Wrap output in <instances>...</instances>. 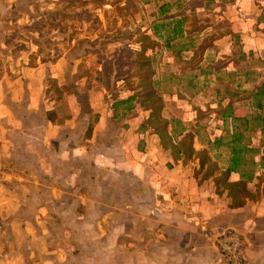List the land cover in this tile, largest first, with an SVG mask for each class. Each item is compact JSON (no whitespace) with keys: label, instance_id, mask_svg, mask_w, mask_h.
Here are the masks:
<instances>
[{"label":"rangeland","instance_id":"1","mask_svg":"<svg viewBox=\"0 0 264 264\" xmlns=\"http://www.w3.org/2000/svg\"><path fill=\"white\" fill-rule=\"evenodd\" d=\"M220 1L226 0H14L0 24L16 54L20 97L11 106L16 128L8 132L15 148L2 184L18 201L16 216L0 217V264H175V255H186L189 264H207L204 243L189 252L188 238L177 228L181 224L203 234L204 218L173 204L175 188L168 184L164 195L151 177L155 171L161 175L157 178L171 174L166 175L165 152L150 140L154 132L140 125L149 110L139 102L143 68H138L137 39L156 24L158 47L146 53L164 116L176 115L172 103L176 107L178 98L199 105L211 95L251 96L248 85H221L215 92L191 70L199 64L220 68L229 61L223 53L202 60L213 36L187 34L215 21L220 9L212 2ZM213 28L219 32L212 25L203 34ZM233 37L239 70L253 77V66L260 62L242 54L238 36ZM171 49L177 51L174 60ZM234 121L240 142L251 145L243 151L241 166L264 172V164L254 161L257 141L251 142L258 120ZM216 123L213 110L204 109L187 126L205 141L218 132ZM212 156L226 163V145L219 144ZM247 184L255 190L253 182Z\"/></svg>","mask_w":264,"mask_h":264},{"label":"crops","instance_id":"2","mask_svg":"<svg viewBox=\"0 0 264 264\" xmlns=\"http://www.w3.org/2000/svg\"><path fill=\"white\" fill-rule=\"evenodd\" d=\"M13 3L14 0H0V24H4L6 18L12 12ZM212 4L215 9H220V12L215 14L217 15L215 21L210 19L208 22L210 24H208L206 28H203L199 32L195 30L187 34L192 36L200 35L201 38H205L208 34L213 36V45L203 50L202 60L209 58L210 55L223 53L224 57L227 56L229 61L220 68L211 65H208L209 67L202 64L195 65L193 66L194 68H191L193 74L196 75L194 78L198 80L201 76V78L206 79L202 81H206L210 83V86L215 87V92H217L216 89L221 85H223L224 88H229L233 85L236 87L248 85L253 88V95L247 97L237 96L235 98H232L230 93H226L222 96L220 95L219 97L211 95L206 102L199 103V105H193L191 102L187 101L184 103L181 98H178L176 107V103H172V107L176 110V115H166V117L172 121L171 124H169V128L175 130V135L177 137H180L186 130L193 131L194 147L196 149H208L211 158L217 162L220 168H224L228 164L231 149L225 144L228 156L226 163L221 165L212 156V152L217 148V146H214L213 140L219 136H222L225 140L233 131H237L242 135V133L236 129L235 121L232 117L233 115L247 117V121L242 120L244 123L250 120H258V124L254 127L255 135L251 136V142H254V139L257 141L259 149L254 155V161L257 162V165L262 166L264 164V121L259 117L264 116V0H226L220 1L219 3L212 2ZM200 7L203 8V6ZM211 22L212 25H218L219 32L214 33V29L217 28H213L212 32L203 34L207 27L211 28ZM2 29L3 27L0 26V201H4V203L0 206V217L5 219L8 216H16V201H18L16 193L4 189L2 178L4 176L3 172L8 156L11 154L12 149L14 150L15 148L13 144L14 139L8 132V129L12 130L16 128V114L14 113V109H11V106L16 105V100L20 97L16 94V54L13 53V46L10 47L7 45L9 42L6 40V33ZM147 33L156 41H160L159 31L157 35L153 33L152 29H149ZM233 33L238 36L242 54L254 60L258 59L260 62L255 63L253 66L254 70H256L253 77L245 78V74H242V71L239 70V64H237L235 56L233 55L234 46L232 41L235 37H233ZM182 34H186L185 29L182 31ZM196 46L197 45L189 50V56L195 53ZM157 47L158 46H156L154 50L157 49ZM169 47L170 43L167 40L166 48ZM170 53L174 60L177 51L171 49ZM23 67L29 68L32 66L25 63ZM225 72L226 76H224ZM227 76H230V78L226 79L225 77ZM234 77L236 78L235 80ZM239 77H241V79H238ZM246 82L248 83L246 84ZM228 105L229 107L226 108ZM204 109L213 110V114H215L217 119L214 129L218 132L209 134V139L202 141L198 139L199 131L195 132L187 125L190 123L194 124L198 119V114ZM70 119V116L67 117L66 122ZM5 122L7 123V129L5 127ZM177 125H179V127H177ZM150 140L153 142L156 149L159 147L165 152L166 164L172 162L171 166L167 164L168 167L166 169L167 177L171 174L169 179L163 177L157 178V176H161L159 172L155 171L152 173L151 177L157 182L156 184H158L159 191H162L164 195H168L166 187L168 184H171L175 188V192L172 196L170 195V201L175 205L178 204L181 209H186L185 211L191 212L193 216H197L195 212L200 213L201 217L204 218L203 223H205V225L201 224L203 227L207 226L217 232L226 228H235L240 231L244 239V255L247 264H264V205H261L263 199H250L247 200L243 206L230 207V196L226 192L222 194L216 193L211 177L204 179L201 183L197 182L196 178L193 176V168L198 166L197 158L185 164H183L181 160L174 162L169 150L163 149L160 146L159 138L156 133L150 134ZM241 144L246 147V150L248 149L247 146H251L248 143ZM189 162H192V165H189ZM252 171L253 177L247 183L253 182L255 188V184L259 181V175L264 181V172L258 173V171ZM239 177L240 173L238 171L232 170L230 172L229 178L231 180L238 179ZM165 180L167 183L162 184L165 183ZM263 181L261 183H263ZM143 184H145V181H143ZM2 218H0L1 224L3 223ZM220 218L222 220H220ZM218 219L220 221H218ZM13 220L14 218L11 221V228L15 231ZM177 228L183 234L184 238H188L187 243L191 245V247H189V252L199 250L201 247L200 244L204 243L207 251L210 253L207 264H216V261L219 259V252L210 239L200 234V230L196 229V231H193L192 228L188 226L185 227L181 224H178ZM181 247L184 249V246ZM185 256L177 257V255H175L173 257V262H175V264H189L186 262H188V260L190 262L191 259Z\"/></svg>","mask_w":264,"mask_h":264},{"label":"trees","instance_id":"3","mask_svg":"<svg viewBox=\"0 0 264 264\" xmlns=\"http://www.w3.org/2000/svg\"><path fill=\"white\" fill-rule=\"evenodd\" d=\"M155 25L156 24L152 25L151 29L153 33L157 35L158 30L155 28ZM137 41L140 45L138 51L140 55L138 68H143L138 71L142 88L139 102L145 109L149 110L147 117L140 125L143 128L150 127L152 131L158 135L161 147L169 150L174 162L181 160L182 163L185 164L189 160L197 158L198 166L193 168V176L196 178L197 182L201 183L204 179L211 177L215 192L218 194L226 192L230 196V207L243 206L247 200L250 199L257 200L262 198L264 202V181L261 179V176L259 175L258 177L259 181L255 184V190H251L247 185V182L253 177V171L246 170L241 166V162L244 158L243 151L246 150V147L240 143L242 135L239 132L233 131L232 134L225 140L222 136L213 140L214 146L224 143L231 149L227 166L220 168L217 162L211 158L208 149H196L194 147L193 131L186 130L180 137H177L175 135V130L173 128H169V124H171L172 121L162 114L164 106L163 97L155 91L153 85L151 84V78L154 70L150 62V56L146 53L147 49H153L156 45H158V41L146 32L142 33ZM132 97L133 95H129L125 98L118 99L114 105L125 102ZM228 107L229 105L226 106V108ZM232 117L234 120H248L247 117L237 115H233ZM259 118L264 121V116ZM167 164L168 166H171L172 162H168ZM232 170L240 173V177L238 179L231 180L229 178ZM262 181L263 183H261Z\"/></svg>","mask_w":264,"mask_h":264},{"label":"built area","instance_id":"4","mask_svg":"<svg viewBox=\"0 0 264 264\" xmlns=\"http://www.w3.org/2000/svg\"><path fill=\"white\" fill-rule=\"evenodd\" d=\"M203 235L210 239L219 252L216 264H247L244 255V239L242 233L235 228L215 231L204 227Z\"/></svg>","mask_w":264,"mask_h":264}]
</instances>
